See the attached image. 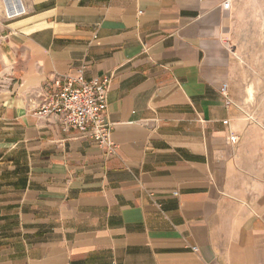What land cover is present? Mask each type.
Listing matches in <instances>:
<instances>
[{
    "label": "crops",
    "instance_id": "1",
    "mask_svg": "<svg viewBox=\"0 0 264 264\" xmlns=\"http://www.w3.org/2000/svg\"><path fill=\"white\" fill-rule=\"evenodd\" d=\"M20 1L0 9V264H264V0ZM79 68L110 76L114 154L34 114Z\"/></svg>",
    "mask_w": 264,
    "mask_h": 264
},
{
    "label": "built area",
    "instance_id": "2",
    "mask_svg": "<svg viewBox=\"0 0 264 264\" xmlns=\"http://www.w3.org/2000/svg\"><path fill=\"white\" fill-rule=\"evenodd\" d=\"M228 6L229 1H224L223 7ZM109 81L108 75L87 80L82 68L73 74L54 75L43 87L42 99L34 114L37 117L55 115L62 130L76 129L81 135L92 138L106 154H114L117 146L110 139L111 123L106 119ZM225 87L222 84L223 94H226ZM226 102L230 100L226 98ZM230 140L235 142L236 135H230Z\"/></svg>",
    "mask_w": 264,
    "mask_h": 264
},
{
    "label": "bare ground",
    "instance_id": "3",
    "mask_svg": "<svg viewBox=\"0 0 264 264\" xmlns=\"http://www.w3.org/2000/svg\"><path fill=\"white\" fill-rule=\"evenodd\" d=\"M4 12L7 17L20 12L23 9L22 3L20 0H2Z\"/></svg>",
    "mask_w": 264,
    "mask_h": 264
},
{
    "label": "rangeland",
    "instance_id": "4",
    "mask_svg": "<svg viewBox=\"0 0 264 264\" xmlns=\"http://www.w3.org/2000/svg\"><path fill=\"white\" fill-rule=\"evenodd\" d=\"M1 2V1H0ZM0 9H1V11H2V15H4L5 17H6V14H5V12H4V10H3V7H2V3H1V6H0Z\"/></svg>",
    "mask_w": 264,
    "mask_h": 264
}]
</instances>
